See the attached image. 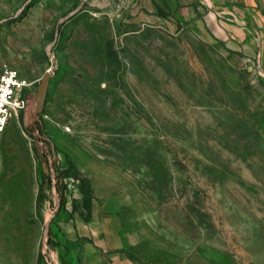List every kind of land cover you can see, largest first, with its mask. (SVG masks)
I'll return each mask as SVG.
<instances>
[{
    "label": "rangeland",
    "instance_id": "obj_1",
    "mask_svg": "<svg viewBox=\"0 0 264 264\" xmlns=\"http://www.w3.org/2000/svg\"><path fill=\"white\" fill-rule=\"evenodd\" d=\"M183 7L0 0V67L26 96L54 71L0 134V264L68 262L51 223L86 215L84 190L122 264H264V62ZM74 250L98 264L93 237Z\"/></svg>",
    "mask_w": 264,
    "mask_h": 264
},
{
    "label": "crops",
    "instance_id": "obj_2",
    "mask_svg": "<svg viewBox=\"0 0 264 264\" xmlns=\"http://www.w3.org/2000/svg\"><path fill=\"white\" fill-rule=\"evenodd\" d=\"M182 3L187 12L200 16L204 27L215 39L225 42L234 51L245 48L248 54L264 62V0H182ZM92 218L95 223L92 231L88 230L82 215L70 217L61 213L51 223L62 243L59 254H67L65 264H85L83 252H75L74 247L78 240L86 237H93L97 245L98 264H103L102 249L112 256V264H122L125 240L121 239L109 218L99 225L94 211ZM101 231L105 233L104 243L100 240Z\"/></svg>",
    "mask_w": 264,
    "mask_h": 264
},
{
    "label": "built area",
    "instance_id": "obj_3",
    "mask_svg": "<svg viewBox=\"0 0 264 264\" xmlns=\"http://www.w3.org/2000/svg\"><path fill=\"white\" fill-rule=\"evenodd\" d=\"M30 83L23 79L18 70L0 67V134L11 118L26 109V88Z\"/></svg>",
    "mask_w": 264,
    "mask_h": 264
},
{
    "label": "water",
    "instance_id": "obj_4",
    "mask_svg": "<svg viewBox=\"0 0 264 264\" xmlns=\"http://www.w3.org/2000/svg\"><path fill=\"white\" fill-rule=\"evenodd\" d=\"M53 69L48 70L38 87V91L33 94H28L26 96L27 106L26 109L33 110L35 114L41 113L44 110L47 100V94L49 90L50 80L53 75ZM25 109V110H26Z\"/></svg>",
    "mask_w": 264,
    "mask_h": 264
},
{
    "label": "trees",
    "instance_id": "obj_5",
    "mask_svg": "<svg viewBox=\"0 0 264 264\" xmlns=\"http://www.w3.org/2000/svg\"><path fill=\"white\" fill-rule=\"evenodd\" d=\"M83 193H85V210L87 211V214L83 215L85 220L89 221L92 217V203H91V196L84 190Z\"/></svg>",
    "mask_w": 264,
    "mask_h": 264
}]
</instances>
